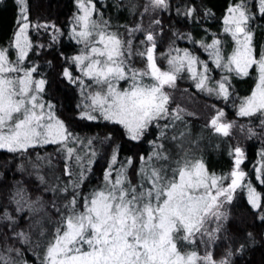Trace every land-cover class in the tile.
Listing matches in <instances>:
<instances>
[{
  "label": "snow or ice",
  "instance_id": "snow-or-ice-1",
  "mask_svg": "<svg viewBox=\"0 0 264 264\" xmlns=\"http://www.w3.org/2000/svg\"><path fill=\"white\" fill-rule=\"evenodd\" d=\"M75 5L60 28L33 17L30 0H12L15 28L0 43V264H252L264 248V191L255 183L264 186V160L249 175L237 143L230 171H210L187 119L197 112L184 101L215 100L205 103L215 114L204 127L217 134L238 126L264 136V45L256 43L264 0H233L222 17L228 40L203 28L215 13L202 0H113L135 18L124 25L97 0ZM48 31V43L33 39ZM65 35L79 47L61 50ZM245 78L253 87L241 96L233 81ZM185 79L198 91L181 89ZM229 108L247 123L229 120ZM89 122L110 130L75 131ZM122 139L131 155H122ZM98 156L106 162L99 178ZM241 202L247 224L233 215Z\"/></svg>",
  "mask_w": 264,
  "mask_h": 264
},
{
  "label": "trees",
  "instance_id": "trees-1",
  "mask_svg": "<svg viewBox=\"0 0 264 264\" xmlns=\"http://www.w3.org/2000/svg\"><path fill=\"white\" fill-rule=\"evenodd\" d=\"M98 6L103 5L106 16L111 17V22L113 25H124L132 24L135 18L129 14L127 9L117 10L115 7H112L113 0H97ZM145 0H139V3L143 4ZM233 2V0H202V3L205 7L210 8L215 13V18H210L203 22V28L210 29L212 33H218L220 38H226L227 36L222 31L223 26V15L226 14L227 7ZM31 3V13L33 17H40L41 19H50L55 21L60 28H67L68 21L71 18L72 13L76 10L75 0H30ZM165 27L167 28L169 24V17L167 14L163 17ZM172 23H177L175 17L171 18ZM145 23H147V17L145 18ZM264 22L257 20V24L260 25ZM182 31L191 32L194 37L200 39L204 35L203 30L199 27H189L186 25H179ZM15 28L14 23V10L12 8V0H4L3 4H0V43L5 42L12 34V30ZM119 31L123 34L124 29L120 27ZM51 36L50 31L43 33L42 35H33L34 40H39L41 43H48ZM207 42H211L210 39ZM256 43L258 46L264 45V28L258 27L256 31ZM177 44L180 47H192L191 42L187 40L177 41ZM61 50L66 52H71L74 48L79 47L75 44V41H69L67 35L61 37L59 42ZM163 49V48H161ZM195 50L202 59H205L207 55L200 48L199 45L195 46ZM45 51H51L50 49H45ZM48 59H52V56H48ZM137 66H142L137 62ZM219 69L216 70V73H219ZM186 75V74H185ZM187 80H182L186 82ZM236 84V89L239 95H247L249 89L253 87L251 80L247 78L237 81H233ZM186 88L197 91L192 88V84L186 82ZM181 89L185 87H180ZM57 98L62 100L66 107L70 108L71 104L68 99H65L63 90L58 88L55 92ZM201 105L200 111L202 116L200 118H191L187 117L191 125L192 138L196 139L200 137V147L197 150L198 154H203L205 162L207 163L210 171L217 174H227L231 167L234 164V159L230 155L232 146L239 143L240 146L244 147L246 150V162L243 165V168L249 175H252L254 168H258L264 157L261 156V151L264 149V136H255L249 137L245 131H241L238 126L234 127L230 133V136L225 137L222 134H217L212 131L210 128H205L204 125L209 123L211 117L215 114L214 110L210 107H205V103L214 104L216 103L213 99H206L204 96H200ZM197 102V101H196ZM221 105H217L220 107ZM229 116V120L237 121V124H246L247 120L245 118L237 117L235 115L234 109H226ZM255 125L256 122L253 121ZM102 123L99 122H89L88 126L79 125L75 127V131L80 135L96 136L103 137L107 131ZM257 131L259 128L257 126ZM97 151L103 155L107 148L106 145L102 146L99 141H95ZM120 143L123 148L122 155H131L132 145L125 142V140H120ZM53 154L54 163L62 166L64 161L62 158L57 157L54 149L49 147L47 149ZM142 150V149H141ZM3 153L0 152V159H3ZM97 163L93 165V172L96 177H100L102 167L105 165V161L97 157ZM74 163V162H73ZM11 179V177H8ZM98 181H94L96 183ZM258 190L264 191V186H259L258 181H256ZM233 215L238 223L247 224L245 218V207L243 202L236 204V207L233 209ZM257 231H259V226H257ZM251 255L252 264H264V248L258 247Z\"/></svg>",
  "mask_w": 264,
  "mask_h": 264
},
{
  "label": "rangeland",
  "instance_id": "rangeland-1",
  "mask_svg": "<svg viewBox=\"0 0 264 264\" xmlns=\"http://www.w3.org/2000/svg\"><path fill=\"white\" fill-rule=\"evenodd\" d=\"M253 10H255V8L253 9ZM50 33H51V31H50ZM222 40H228V38L226 37V38H223ZM229 43V45H230V41L228 42ZM160 50H163V49H160ZM205 52H203V54H204ZM206 55H207V57H205V60L206 59H208V54L207 53H205ZM138 65V64H137ZM187 80V79H186ZM186 82H188L189 84H192V82L191 81H189V80H187ZM186 82H182V80H178L177 81V83H178V85H179V87H185V88H183V89H188V88H186V86H187V84H186ZM198 91V90H197ZM177 98H179V93H177ZM201 101V98L199 97V99L197 100V102L195 101V102H191V103H189V102H187V101H184L185 103H187L188 104V107H189V109L191 110V111H195V112H197V116H195V117H191V118H194V119H196V118H200V116H202V113H201V109H200V107L198 106L199 104L201 105V103H199ZM229 116H230V114H228V118H229ZM210 122V121H209ZM246 151V150H245ZM234 159V158H233ZM246 162V159H245V161H244V163ZM244 163L242 164V168H243V165H244Z\"/></svg>",
  "mask_w": 264,
  "mask_h": 264
}]
</instances>
